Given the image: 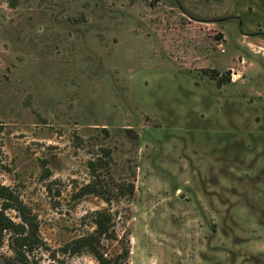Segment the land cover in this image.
<instances>
[{
  "label": "rangeland",
  "instance_id": "374dc122",
  "mask_svg": "<svg viewBox=\"0 0 264 264\" xmlns=\"http://www.w3.org/2000/svg\"><path fill=\"white\" fill-rule=\"evenodd\" d=\"M0 185V264H264V0H0Z\"/></svg>",
  "mask_w": 264,
  "mask_h": 264
},
{
  "label": "trees",
  "instance_id": "16d2710c",
  "mask_svg": "<svg viewBox=\"0 0 264 264\" xmlns=\"http://www.w3.org/2000/svg\"><path fill=\"white\" fill-rule=\"evenodd\" d=\"M90 169L93 178L96 177L94 176L95 167L93 163L90 165ZM101 187L100 183L95 180V182L86 185L80 193L103 196L105 192ZM128 191L132 193L133 186H129ZM7 209H13L18 213L20 223H14L5 215L4 211ZM93 225L92 233L69 244L71 252L85 251L95 258L96 264H123L128 256L127 250H123L114 259H108L101 251V241L114 237L110 215L106 212H96L93 215ZM5 231L11 233L9 248L17 261H24L27 254L32 253L33 250L42 245L38 235L36 218L8 188L0 185V236Z\"/></svg>",
  "mask_w": 264,
  "mask_h": 264
}]
</instances>
